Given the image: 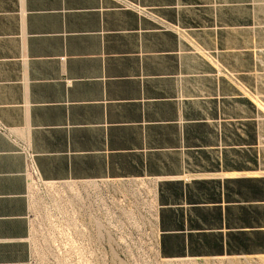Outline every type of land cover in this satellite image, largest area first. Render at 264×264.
<instances>
[{
  "label": "crops",
  "instance_id": "crops-1",
  "mask_svg": "<svg viewBox=\"0 0 264 264\" xmlns=\"http://www.w3.org/2000/svg\"><path fill=\"white\" fill-rule=\"evenodd\" d=\"M0 122V264L33 258L22 147L65 208L152 196L174 263L264 264V0H0Z\"/></svg>",
  "mask_w": 264,
  "mask_h": 264
},
{
  "label": "built area",
  "instance_id": "built-area-1",
  "mask_svg": "<svg viewBox=\"0 0 264 264\" xmlns=\"http://www.w3.org/2000/svg\"><path fill=\"white\" fill-rule=\"evenodd\" d=\"M8 128L0 122V133H6ZM26 160L25 175L30 185V197L35 185H47L48 189L59 191L60 201H64L67 192L57 184L45 182L41 179L35 154L26 147L21 148ZM78 200L71 209H75L80 221L74 228L75 236L82 245L75 249L59 248L61 254L73 255L79 258L75 264H177L161 255L157 246L158 230L156 226L157 205L152 196L143 192H129L121 199V209H112L99 202L98 196L91 193L77 194ZM91 197L88 202L83 197ZM58 198V197H57ZM87 199V200H88ZM112 212L120 213L117 224ZM84 215L86 219L83 218ZM114 225L120 227L121 238L125 247H113ZM69 232V231H68ZM108 243L107 247H101ZM92 245V247H87ZM152 245L155 247H145ZM119 246H122V242ZM128 246V247H127ZM32 264V261H31Z\"/></svg>",
  "mask_w": 264,
  "mask_h": 264
},
{
  "label": "rangeland",
  "instance_id": "rangeland-1",
  "mask_svg": "<svg viewBox=\"0 0 264 264\" xmlns=\"http://www.w3.org/2000/svg\"><path fill=\"white\" fill-rule=\"evenodd\" d=\"M31 220H32V264H75L79 258L76 256H57L55 250L59 248L75 249L82 245L75 236L74 228L80 221L76 210L65 208L60 201V193L57 190L48 189L47 185H35L31 193ZM58 197V198H57ZM117 221L120 213L112 212ZM87 215L83 218L86 219ZM120 221L118 220L117 224ZM115 240L111 243L113 247H125V241L120 237V227L113 226ZM69 231V232H68ZM122 242V246H119ZM108 243H102L101 247H107ZM87 247H92L88 245ZM128 247V246H127ZM145 247H155L148 245ZM61 254V252H60Z\"/></svg>",
  "mask_w": 264,
  "mask_h": 264
}]
</instances>
